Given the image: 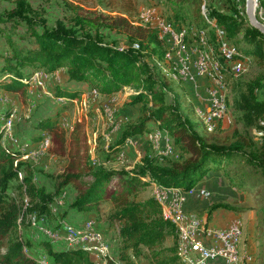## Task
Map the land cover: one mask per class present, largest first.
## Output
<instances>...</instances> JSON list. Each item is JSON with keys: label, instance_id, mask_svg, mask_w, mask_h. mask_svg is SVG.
<instances>
[{"label": "trees", "instance_id": "16d2710c", "mask_svg": "<svg viewBox=\"0 0 264 264\" xmlns=\"http://www.w3.org/2000/svg\"><path fill=\"white\" fill-rule=\"evenodd\" d=\"M136 1L110 3L109 14H80L77 6L63 1L71 16L67 20L57 18L52 24L46 10L35 7L31 0H10L11 8L0 13V39L6 48L0 52L1 92L24 102L34 73L50 75L63 70L69 83L83 85L86 89H60L56 98L71 103L84 94L109 97L131 88L137 93L127 106H135L139 115L138 121L127 124L120 136L109 144L108 150L99 156L97 154L95 159L90 157L84 122L76 121L69 129L63 126L60 115L66 108L65 104L53 117L36 122L34 127L38 134L31 141L35 144L49 142V153L63 159L60 174L45 176L50 181L49 187L37 182L38 171L20 161L28 153L3 146L4 131H0V248L4 249L0 254V264H39L41 257L47 263L49 259L50 264H94L89 257L90 249L79 247L55 251L49 239L38 243L46 255L34 259L27 253L34 244L22 235V230L32 227V219L36 222L55 221L51 231H57L61 229L62 222L70 219V211L85 217L93 215L95 220L117 229L120 264H138L139 258L147 264H185L179 262L177 255V227L163 218L162 207L155 194L145 200L140 198V194L151 186L189 192L208 173H224L226 167L233 164L264 173L260 162L264 136L258 149L242 139L225 145L211 143L196 132L192 122L178 111L176 104L166 100L167 80L170 79L156 67V61H164L168 48L160 37L159 29L133 22ZM165 1L172 7L170 22L176 30H182L177 27L203 31L213 29L245 55L244 50L236 45V37L245 28V39L253 47V53L256 51L250 56L256 63L263 59L264 36L250 27L245 9L231 5L229 12L222 11L215 0L211 6L205 4L206 0ZM257 2L258 10L264 13V0ZM185 7L190 8L189 14ZM201 36L199 31L194 33L192 43L205 50ZM188 37L186 34L185 40ZM224 60L229 61L227 57ZM213 63L212 60V66ZM226 76L228 88L242 77L237 78L234 72ZM244 88L235 110L249 125L264 123L263 76L247 81ZM225 111H228V104ZM8 114L3 113L4 118H8ZM153 126L159 127L161 132L152 133L149 139L156 137L157 145L164 139L173 150L160 156L157 151L153 154L148 146L140 162L131 170L106 166L124 156L129 140L143 137ZM224 177L235 188L247 191L244 173L238 178H230L224 173ZM67 190L73 191L74 196L66 200ZM62 197L63 207H60L57 201ZM55 203L59 208L56 215L52 212ZM221 207L225 206H212L208 217ZM261 224L264 229V212ZM168 240H171V245L166 244ZM262 244L264 246V231ZM106 261L107 264H117L112 259Z\"/></svg>", "mask_w": 264, "mask_h": 264}, {"label": "rangeland", "instance_id": "374dc122", "mask_svg": "<svg viewBox=\"0 0 264 264\" xmlns=\"http://www.w3.org/2000/svg\"><path fill=\"white\" fill-rule=\"evenodd\" d=\"M31 1L35 7H43L46 10L47 18L51 24L57 18H63L65 20L70 18L71 14L63 5V1L72 3L73 5L77 6L80 9V14H83L84 12H100L103 14H109V11L111 9V7H109V4L113 2H119V0H48L47 2H44L43 0H37L38 2H34L35 0ZM216 2L219 3V8L222 11L227 12L230 11L231 5L233 6V8H238L241 10L245 7V0H215V3ZM211 3L212 0L205 1V4H207L208 6H211ZM136 5V10L132 14V20L133 22H135V24H140L142 26L152 27L156 29H158L161 25H172L173 27H175L170 22L173 13L171 11L172 7H169V5L166 4L165 0H137ZM10 8V0H0V13H4ZM259 10L257 7L256 16L259 19H264V13L262 16V14L259 13ZM185 11L189 14L190 8L185 7ZM113 15H115V13H113ZM177 28L182 30H178L179 32H176L173 37V42H179V44H176V48L169 46L167 40H163L167 48H169L168 53L165 56V59L168 62L170 57V50H174L176 52L177 50L179 51V49H182L183 51H186L187 48L192 46L193 52V50L196 49V46L192 44L186 45L189 39L185 40V37L186 34L188 37L190 34H194L199 31L201 32L204 40L203 46L205 45V50L210 53L211 58L214 62L213 66H215L219 73L221 72V74H223L224 80L226 82V87L228 88V80L226 74L232 75V73L235 72L237 78L240 76L242 77L234 82V85H231L230 88H226L225 109L228 104V111H226L225 120L223 123H217V125H215L212 129L207 128L205 125H202L200 119L196 116V110L195 113H193V109H191L190 106L188 107L189 103H187L188 105L185 104L187 100L186 98H184L183 100V97H185L183 95H185L186 93H181L183 89L179 91L178 89H176L178 88L177 85L169 80H167V85L169 88L168 92L171 93L167 94L168 96L166 100H168L171 104H176L178 111L192 122V126L196 130V132L207 141L216 143L218 145H225L242 139L246 141V143L253 146V148L258 149L260 147L261 139L264 136V129H261L262 127H264V123L261 122L259 123V125H257L256 123L250 125L247 124L243 120V118L239 116L237 110H235L234 107L243 96L245 92L244 84L247 81H250L255 76H263L264 78V49L263 59L260 60L261 62L256 63L250 56V54H254L256 53V51H254L253 53V47L250 44L248 45V42L245 39V28H243L240 34L236 37V45L239 46L241 50L243 49L245 51H243L245 55L241 54V52H239L235 45L225 41L220 32L215 33L213 29H207L203 31L197 30L195 28H192L191 30H189L188 28ZM160 37L162 39L161 34ZM219 40L223 43V45H226L230 49V55L237 63L240 64L235 67L236 71H234V66L230 63V61L224 60V58L227 57V54L220 46ZM5 49L6 48L3 46V40L0 39V52H4ZM218 60L221 61V64L218 63ZM1 65L2 61L0 60V69ZM156 67L163 74H166L167 77H175L176 74L177 77L180 78L178 72H174V68L180 69V67H172L171 65L168 66V71L164 72L166 68L163 60L156 61ZM208 67L209 73L214 74L215 70L212 65L209 64ZM2 77L3 76H0V78ZM236 83H238L237 86H235ZM73 88L83 89L86 87H84L83 85L69 83L67 81L65 71L60 70L50 75L44 74L42 72L34 73L32 75L31 85L27 90V96L24 102H22L18 97L14 95H9L0 91V131H4L2 144L4 147L11 148L15 151H29L30 154L25 158L23 157L20 161L26 162L28 165L38 171L39 173H37L36 175L38 180L37 182L39 184H45L48 187L50 186V181L45 176H56L60 174L64 164L62 158L49 153V142L47 145H45V143L35 144L31 141V138L38 134L34 127L36 122L45 117H53L56 112L60 111L61 106L65 104L66 108L61 113L60 120L66 129H69L71 125L76 121L84 122L87 144L89 147L91 159L97 158V154L99 156L100 154L108 150L109 144H111L116 138H118V135L121 132H118L120 126L123 128L127 124H131V121L121 123L120 112L122 111L120 110H122L125 105L130 103L131 97L137 93V90L127 88L119 92L120 96H118L119 93H117L109 97L84 94L78 96L71 103L55 97L57 94L56 92L60 89L73 90ZM172 93H176L179 95L176 96V99L173 100ZM5 112L9 113L8 118H4L3 113ZM155 128L156 129L154 131H149L151 132L149 137L152 136V133L156 134L158 132H161L159 127L155 126ZM261 135L262 137H260ZM143 140L148 143L150 151L153 154L155 151H157L160 156H164L165 147L157 145L156 137H152L151 139L146 138V140ZM129 148L130 147H126L124 156H122V158L118 162L111 165L113 168L121 169L127 167L126 170L132 169L128 168L132 166V163L129 161L130 159H128L130 158L128 156L130 155ZM246 150H248V148ZM246 152L248 153L250 152V150ZM263 153H261L260 157L262 168H264ZM226 172H228L227 175L230 178L236 176L238 178L239 175L243 173L246 175V181H244V183H246L247 186L248 196L252 199V206L257 207L258 210L257 218L255 220V227L263 233L264 229L261 224V218L264 212V173H257L255 169H251L240 164H233L230 167H226ZM69 193H71L70 198H72L74 196V192L67 190L66 195L68 196ZM106 209L104 210V212H107ZM87 217H90L91 221H93L96 225L97 220H95L94 216ZM90 219H85L79 226H74L77 228H81L84 225V222L88 220L90 221ZM53 222L56 223L55 221ZM53 222L52 226L55 227V224ZM97 226L95 227L97 228ZM47 230L51 233L55 232L54 230V232L51 231L50 228H47ZM98 230L103 235V233L100 231V228ZM24 235L25 234L23 231V236ZM56 235L59 238L57 233ZM103 240L106 243L108 249V257L110 256L112 260H114L117 264H120L118 262V246L117 250L115 251V244H112L111 247L109 242H107L104 237ZM79 243H83V240ZM81 247L85 248L83 244H81ZM92 250L93 251H91V254L93 256H97L98 258L103 260V258L96 253L95 247H92ZM3 252L4 249L0 248V254H2ZM35 254L36 255H32L31 257L38 258L39 256L46 255L42 249L39 252H35ZM28 255H31V252L29 250ZM254 259L255 264H264V246L263 244L260 245V241L257 247V252L254 255ZM48 263L50 264L49 259ZM145 263L146 261L143 258H139L138 264ZM104 264H107V261H104Z\"/></svg>", "mask_w": 264, "mask_h": 264}, {"label": "crops", "instance_id": "0c3cea01", "mask_svg": "<svg viewBox=\"0 0 264 264\" xmlns=\"http://www.w3.org/2000/svg\"><path fill=\"white\" fill-rule=\"evenodd\" d=\"M187 39H189L188 44L193 45L192 43L194 42L193 33L190 34ZM180 51L183 50L179 49V51L177 50L176 52L174 50H170L169 62L166 59H164L165 68H166L164 72L168 71L169 69L168 66L171 65L172 67L174 66H177V68L180 67L179 66L180 58L182 57V55H180ZM194 53L196 52L193 50L190 56V63H188L187 65L188 75L183 79H180L175 74V77L172 76L169 77L170 79L169 81H172V83L176 84L178 87L176 89H178L179 91L183 89L181 93L184 94L186 93L185 95H183L185 96L183 97V100L184 98H186L187 102H185V104L189 103V105L187 104L188 107L190 106L191 109H193V112L195 113L196 109L204 110L209 107L210 95L208 92L209 89L208 80L204 76H199L196 72V68H195L196 55ZM170 93L171 92H168V94ZM172 94H173L172 96L173 100L176 99V96L179 95L176 93H175L176 95L174 93ZM91 95L96 96V94L94 93H92ZM118 96H120V93ZM120 111H122L120 112L121 123L131 121V124H133L136 123L139 119L138 110L136 107L125 105ZM123 128L120 126L118 132L120 131L122 132ZM155 129H156L155 126H153L151 128V131H154ZM150 133L151 132L146 133L143 137H135L134 139L129 140V143L127 142V147H130L129 148L130 155H128L130 158L128 159H130L129 161L132 163V166L128 168L131 169L133 168L134 164L140 162L145 148L149 146L147 142H145L143 139L145 140L146 138L149 139ZM120 134L118 135V137L120 136ZM160 144L162 146V141ZM25 153H28V155L30 154L29 151ZM111 165L112 164L106 166L112 167ZM125 169H127V167H125ZM224 173L227 174L228 172L225 171ZM224 173L222 172L208 173L192 190L189 191L191 192L190 194L188 192L183 191L182 189L174 188L171 190L173 192L169 194V199H172V197L176 195L182 196L185 199L183 205L184 213L193 217L203 219L206 223V226L211 229H224L232 225H237L238 226L237 246H238L239 255L242 260V264H255L254 255L257 252L259 241H260V245L262 244L261 241L262 232H260L255 227V220L257 218V213H258L257 207L252 206V201H251L252 199L251 197L248 196L247 191L235 188L233 185H231L228 182L227 178L224 177ZM161 190L162 189L160 188L151 186L140 194V198L143 200L148 199L150 197H153V194ZM70 196L71 193H69L68 196L66 195L65 199H70ZM215 205H223L225 207H221L214 210L211 213L210 217H208L210 208ZM58 209L59 208L55 203L54 206L52 207V212L54 215L57 214ZM68 217L70 218L69 219L70 221L69 220L67 221L75 226L76 225L79 226L81 222L87 218L85 217L84 214L74 213L72 211H70ZM96 226L98 229L100 228V231L103 233L102 236L103 244L105 243L103 240L104 237L105 240L109 242L111 247L112 244H115V251H116L118 245H117V230L115 229V227L111 228L107 225V223L103 221H97ZM40 227L41 228L46 227L51 229L52 222L44 220L43 222L39 223V229ZM39 229L29 227L27 230H22V235L24 231L25 234L24 237L29 238L34 244V246L29 249L30 252H32L31 253L32 255H36L35 252L41 251L40 247L38 246L39 241L40 242L48 241L45 238V236L42 235ZM56 233L58 234L59 238L57 237ZM53 234L56 237V240L50 242L53 250L55 251L70 250L63 241L65 240V234L64 233L62 234L61 229L55 231ZM166 244L170 245L171 240H168ZM83 245L85 248H88L91 251H93L92 247H95L94 246L95 244H91V245L83 244ZM104 245L106 246V243ZM89 257L94 264H104V260L98 258L97 256H93L91 254ZM36 258L37 257H35L34 259ZM109 259H111L110 256ZM207 264H222V263L217 261V262H208Z\"/></svg>", "mask_w": 264, "mask_h": 264}, {"label": "built area", "instance_id": "2783aa9c", "mask_svg": "<svg viewBox=\"0 0 264 264\" xmlns=\"http://www.w3.org/2000/svg\"><path fill=\"white\" fill-rule=\"evenodd\" d=\"M259 19V18H258ZM262 23H264V19H259ZM160 34L162 36V40H167L169 46L176 48V44L179 42H173V35L176 30L173 26L161 25L159 28ZM220 46L226 52L227 58L230 63L235 67L240 65L237 63L232 56L230 55V49L223 45L220 41ZM192 53V46L187 48L186 51H180V67H182V77H186L188 75L187 65L190 63V56ZM196 55L195 68L196 72L199 76H201V60L199 58V53H194ZM214 75V74H213ZM209 82V95H210V105L207 109L200 110L206 116V119L212 126L218 122L217 111L222 108L223 97H225V90H221L220 87H214L210 85V79H207ZM264 93V90H263ZM173 150L172 145L169 146V151ZM164 151V152H169ZM171 190H161L160 200L165 202V207H172L177 215H180L183 221V229L182 236L185 239V246L191 247V256L192 260L195 262H221L222 264H229V257L232 255L231 253V233L234 232V225L229 226L224 229H211L206 226V223L203 219L193 217L184 213L183 205L185 199L182 196L176 195L173 196L172 199H169V194L172 193ZM189 194L191 192H188ZM43 222V220L37 221L39 228V223ZM92 228V221L90 219L89 228L86 231H90ZM40 230H47L45 227H40ZM52 235V234H51ZM66 246L69 249H79L80 244H103V242L94 236L92 239H84V243H77V239H74L71 236V240H63Z\"/></svg>", "mask_w": 264, "mask_h": 264}, {"label": "bare ground", "instance_id": "6f19581e", "mask_svg": "<svg viewBox=\"0 0 264 264\" xmlns=\"http://www.w3.org/2000/svg\"><path fill=\"white\" fill-rule=\"evenodd\" d=\"M260 14L263 13L259 11ZM175 40V39H174ZM201 42H204L203 37L201 36ZM200 44V43H199ZM136 47V46H135ZM196 53H199V58L201 60V76H204L206 79H210V85L214 87H220L221 90H226V84L224 77L217 71L215 66H212L215 70L214 75L209 73V67L208 65H211V55L208 53L206 50H202L200 48H196L194 50ZM177 67V66H175ZM176 72H178V75L180 79H183L182 77V67L180 69H176ZM264 90V88H263ZM196 116L200 119L202 125H205L207 128L212 129L214 126H212L209 121L206 119V116L204 115L203 112L199 111L196 109ZM226 117V111H225V97H223L222 101V108L217 111V118L218 122L217 123H223ZM217 123L215 125H217ZM162 141V146L165 147V151H169V145L166 140L162 139L159 141L161 143ZM158 145H161L159 144ZM48 142L45 141V145H47ZM46 149V148H45ZM168 154L165 152L164 155ZM161 191L155 193L157 196L158 202L162 207V216L165 219H168L171 221L176 227H177V236H178V259L180 263H185V264H203L204 262H195L192 260V257L189 256L191 255V247H186L185 246V239L182 236V229H183V221L180 215L176 214V211L172 208H166L165 207V202L160 200V194ZM64 197V196H63ZM63 197L58 199L57 205L62 206L63 204ZM32 227L33 228H38V224L34 219H32ZM90 221H87L84 223V225L81 228H77L72 224H69L68 222H62L61 224V230L65 234V240H71V236H73L74 239H77V243L80 241H84V239H92V236L99 238L102 241V235L97 231L94 222L92 221V228L90 231H86L87 228H89ZM40 230V229H39ZM42 235L46 237V239H49L50 241L56 240V237L54 236L53 233L49 232L48 230H40ZM237 232H238V226L234 225V232L231 233V253L232 255L229 257V264H242L241 257L238 252V239H237ZM52 234V235H51ZM96 248V253L103 258L104 261L108 259V249L104 244H95L94 245ZM81 247V244L79 245ZM39 264H48L45 260V258L41 257L39 259Z\"/></svg>", "mask_w": 264, "mask_h": 264}, {"label": "water", "instance_id": "95a60500", "mask_svg": "<svg viewBox=\"0 0 264 264\" xmlns=\"http://www.w3.org/2000/svg\"><path fill=\"white\" fill-rule=\"evenodd\" d=\"M257 7V0H245L244 9L248 24L264 36V23L256 16Z\"/></svg>", "mask_w": 264, "mask_h": 264}]
</instances>
